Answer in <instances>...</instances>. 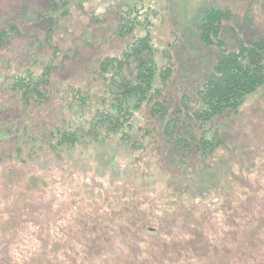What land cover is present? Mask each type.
Returning a JSON list of instances; mask_svg holds the SVG:
<instances>
[{"label": "rangeland", "instance_id": "rangeland-1", "mask_svg": "<svg viewBox=\"0 0 264 264\" xmlns=\"http://www.w3.org/2000/svg\"><path fill=\"white\" fill-rule=\"evenodd\" d=\"M130 3L151 11L158 61L172 69L163 95L171 109L200 88L221 51L264 31V0H84L65 16L52 0H0V24L20 28L0 50V137L76 123L75 89L99 102L95 66L129 42L115 31ZM208 6L232 11L222 47L191 33ZM46 61L56 67L49 98L22 105L7 90L9 78ZM136 122L154 134L139 150L112 142L81 153H28L15 163L11 140L0 141V264H264V85L238 112L218 117L225 141L200 160L180 162L165 146L152 106ZM210 169L217 188L208 184L192 206L190 186Z\"/></svg>", "mask_w": 264, "mask_h": 264}, {"label": "trees", "instance_id": "trees-1", "mask_svg": "<svg viewBox=\"0 0 264 264\" xmlns=\"http://www.w3.org/2000/svg\"><path fill=\"white\" fill-rule=\"evenodd\" d=\"M83 1L52 0V3L55 7L61 4L65 16L73 4L80 7ZM150 13L146 7L133 3L119 12L115 32L129 36L130 40L121 54L105 56L96 63L95 76L102 86L99 102L93 104L89 94L82 95L80 89H75L76 103L72 110L78 113L76 123L65 122L40 136H31L19 129L3 133L0 141L10 139L8 142L13 143L7 154L13 162L21 163L28 153L31 157L40 152L45 157L61 151L73 154L112 142L131 150L143 149V143L154 135L136 122L137 114L145 106H152V111L162 116L161 139L180 156V162L189 155L203 159L224 143L218 117L238 112L247 97L264 85V31L253 37L244 34L238 38L236 48L221 51L200 88L191 95L182 94L181 103L171 109L166 106L163 95L172 69L158 61L149 26ZM231 18L233 14L228 8L205 7L195 14L191 33L208 46L222 47L224 40L220 36ZM18 30L15 24L9 27L0 24V50ZM55 69L51 61H46L41 70L24 69L9 78L7 90L24 106H43L51 93L49 86ZM214 175L210 169L201 174L200 185L190 186L192 206L197 196L202 198L204 192L208 193V184L212 185L211 189L217 188L213 185Z\"/></svg>", "mask_w": 264, "mask_h": 264}]
</instances>
